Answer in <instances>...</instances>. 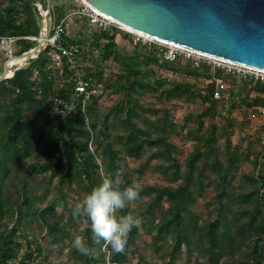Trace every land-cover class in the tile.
I'll list each match as a JSON object with an SVG mask.
<instances>
[{
	"label": "trees",
	"instance_id": "obj_1",
	"mask_svg": "<svg viewBox=\"0 0 264 264\" xmlns=\"http://www.w3.org/2000/svg\"><path fill=\"white\" fill-rule=\"evenodd\" d=\"M4 2L6 6L1 5ZM37 17L29 0H0V37H37ZM115 38L116 30H96L82 40L89 48L88 52L81 49L82 64L87 69L85 79L106 84L117 95L109 112L99 116L94 109L98 98L88 102L90 129L79 111L55 123L51 107L55 92L46 71L50 49L0 84V264H37L45 259L41 239L34 238L35 233L50 248H60L71 239V233L81 230L92 249L91 254L79 257L82 264H126L124 254L139 227L151 235L152 249L160 264H178L183 253L193 259L186 264H264V148L254 155L250 151L242 155L233 147L232 119L225 122L224 131L228 128L231 131L226 136L225 152L221 153L217 146L220 129L215 119L225 107L224 102L214 99V79L237 82L235 76L220 68L211 72L206 64L194 67L190 63L187 69L179 71L208 79L203 90L191 83L155 78L148 69L149 58L120 55ZM63 42L79 44L67 36ZM30 43L18 41L17 56L33 48ZM94 52L97 57L92 55ZM90 57L94 61L92 70L87 67ZM112 60L118 69L107 79L104 71ZM34 71L39 72L38 79H33ZM75 73L76 69L69 70L64 64L63 77ZM243 82L244 88L255 93L252 99L244 100L248 108H263L264 83L248 77ZM67 90L71 93V84ZM148 96L163 104H171L175 99L199 102L198 110L190 115L193 126L180 128L186 139L193 142L184 173L174 157L176 147L168 142V134L176 128L170 124V113L162 109L148 115L149 110L156 109L154 103L144 105ZM236 98L232 91L225 103L232 101L234 106ZM51 127L53 130L47 135ZM99 127L100 137L106 141L107 176L122 171L120 187L134 183L133 173L120 164V158L140 161L146 149H153L148 163L155 158L163 159V164L155 168L162 185H141L140 198L120 213H131L140 223L132 229L124 250L119 253L93 238L90 223L83 217L74 219L73 208L68 220L57 213L60 202H65L62 208H68L67 193L76 195L77 189H81L87 194L105 178L100 170L98 140L94 141ZM110 129L117 134L114 139L108 132ZM92 145L94 149L90 148ZM245 163H250L251 169L243 173L241 166ZM147 169L148 164L141 165L136 172L143 174ZM46 176L55 182L45 191L46 196L52 190L55 192L51 201H45L41 194ZM210 190L212 196L207 194ZM206 196L210 202L203 218L195 207ZM143 198L146 203L135 214L132 205Z\"/></svg>",
	"mask_w": 264,
	"mask_h": 264
},
{
	"label": "rangeland",
	"instance_id": "obj_2",
	"mask_svg": "<svg viewBox=\"0 0 264 264\" xmlns=\"http://www.w3.org/2000/svg\"><path fill=\"white\" fill-rule=\"evenodd\" d=\"M32 4H41L45 8V0H29ZM6 2L1 3L2 6H6ZM82 7L81 2L78 0H74L68 2V0H51V10L52 15L54 17V24L66 13L70 12L73 9ZM69 39L77 41L79 44L81 43V49L85 52L89 51L88 46L83 42L86 39L87 35L93 34L96 29L90 28L87 26V23L84 19L74 18L68 21L67 27ZM38 30L34 33L37 34ZM38 37V36H37ZM83 40V41H82ZM116 50L120 55L123 56H134L137 55L140 58H149L148 69L153 73L155 78L166 79L169 82H179V83H191L197 86L198 89L203 90L206 85L209 83V80L204 77H193L190 75H186L183 72H180L179 69H187L189 64L191 63L194 67H201L202 64H206L210 67V71L213 72L214 66L212 64H208L206 62H202L198 57H188L187 54H180L177 56H168L164 57L163 54L153 45H147L144 43L137 42L135 44V39L132 34L123 33L120 31H116ZM30 45L33 47L36 45L35 42H31ZM14 50L16 51L15 56H17V52L20 50V45L16 44L14 46ZM91 53V52H89ZM8 59V54L1 49L0 47V74L2 72L4 63ZM93 59L90 57L88 59V68L93 69ZM96 60V59H94ZM83 60L80 61V69L85 75L86 68L83 66ZM143 66L144 63L141 62ZM92 66V67H91ZM26 67L25 65L22 68ZM118 69L117 63L113 60L109 61L104 73L107 75V79L114 74V72ZM216 69V68H215ZM232 75V74H231ZM234 76V75H232ZM236 78V76H235ZM220 80V79H219ZM237 82H224L226 85L225 95L228 97L232 91L236 93V102L235 105L232 106L231 102L225 103L224 107L227 110V117L220 118V116L216 117L215 121L219 124V133H218V143L217 146L221 153L225 152V143L227 133H230V129L224 131L225 122L228 119L233 120V133L230 138L231 144L233 147H237L241 154L244 155L245 152L250 151L252 155L260 152L264 148V143H262V139L260 137V132L264 129V120L263 119H250V115L252 110L248 108L244 100L249 97L252 99L255 97L254 92L248 91L247 87L244 88V79L236 78ZM106 84H102L105 86ZM104 88V87H103ZM104 91V90H103ZM116 93L114 89H107L105 86V91L103 95L98 98V102L95 109V114H107L110 108L114 105L116 100ZM264 99V97H263ZM149 103H154L156 109L149 110L147 112L148 115H152L154 111L160 112L162 109H166L170 113V124L174 125L176 128L173 132L168 134V142L176 147V152L174 154L175 160L181 164L183 173L186 171L185 164L188 159L189 154L193 148V142L189 141L185 137V132H181V127H192V121L190 119L191 113H194L198 110L199 102L189 103L184 100L175 99L171 104H163L160 101L155 102L152 100L150 96L146 97L144 101V105L148 106ZM223 107V106H222ZM222 111V110H221ZM52 127L49 128L47 135H50L52 132ZM188 130V129H187ZM186 130V131H187ZM111 134V139H114L117 134L113 129L108 131ZM94 141L98 140L97 151L99 155V164L100 170L104 177L107 176V170L105 165H107V160L105 157V140H102L100 137V127L98 131L94 134ZM99 146V147H98ZM93 148V145H92ZM94 149V148H93ZM250 149V150H249ZM154 153L153 149H146L144 158L140 161H133L126 158H120V164L128 169L131 173H133L134 183H139L144 186H160L162 185L161 176L159 173L155 172V168L158 165L163 164L162 158H155L151 162L148 163V159ZM148 164V169L143 174H138L136 171L141 168V165ZM251 165L250 163H245L241 166V172L246 173L250 171ZM40 181V180H39ZM42 181V180H41ZM54 181H50L48 176L44 178L41 187V194L45 201L54 200L55 192H52L46 196L45 191L49 187L52 188ZM79 194H74L73 192H69L68 198L66 202L68 203V208H62V204L65 202H60L59 207L57 209V213L64 218V220H68L70 210L74 207V205L79 202L84 196L85 192L81 189H77ZM209 196L213 195V192L210 190L207 192ZM210 202V198L207 196L205 199H199L197 206L195 207V212L201 215V217L205 218L207 216L206 204ZM146 203V198H143L141 202L133 203L132 211L137 214L140 210H142L144 204ZM82 235L83 230L78 233H71V239L66 241L60 248H50L46 242L39 238V236L34 235V238L41 239L39 241L40 245L44 247L45 259L40 260L37 264H82L80 260V256L82 253L77 252L76 254L73 252L75 249L72 245V240L75 235ZM132 244L129 247V250L124 254L126 259V264H160V258L152 249L151 243V235L146 231L142 230L139 227L138 233L134 235L132 239ZM22 243L23 241L20 240ZM137 252L136 254L134 252ZM192 262V258H188V256L183 253L181 255L178 264H186L187 261Z\"/></svg>",
	"mask_w": 264,
	"mask_h": 264
},
{
	"label": "water",
	"instance_id": "obj_3",
	"mask_svg": "<svg viewBox=\"0 0 264 264\" xmlns=\"http://www.w3.org/2000/svg\"><path fill=\"white\" fill-rule=\"evenodd\" d=\"M74 0H68L71 2ZM94 10L147 37L198 54L264 71V0H85ZM48 13L51 0H45ZM29 51L9 58L0 84L10 79L7 62L38 56L51 32ZM39 32L38 37H41Z\"/></svg>",
	"mask_w": 264,
	"mask_h": 264
},
{
	"label": "built area",
	"instance_id": "obj_4",
	"mask_svg": "<svg viewBox=\"0 0 264 264\" xmlns=\"http://www.w3.org/2000/svg\"><path fill=\"white\" fill-rule=\"evenodd\" d=\"M81 2V1H80ZM82 7L71 10L62 16L56 24H54V17L52 15V10L50 13L41 5L33 4L35 7L38 17L37 22L39 26V32L46 29L47 26V16L51 21V32L48 40L45 41L43 51L50 49L49 58L50 64L46 71L49 72L48 80L52 83L53 91L55 92L51 107L53 115L56 118L55 123H60L64 121L68 116L80 112L81 119H83L86 127L90 129V121L87 114V104L94 98H100L103 95V86L100 83L85 79V76L79 67L81 66L80 61L82 60L81 47L79 44L63 42V39L68 36V31L66 29L68 21L74 18L84 19L88 27L95 28L98 31H120L127 34H132L135 39V44L137 42L144 43L147 45L155 46L164 57L177 56L180 54H187L190 57H198L202 62L210 63L214 68H220L224 70L227 74H232L236 78H254L255 81L259 80L264 83V71L249 68L223 60L208 58L205 55L193 54L192 51L185 50L181 47L163 43L156 39H149L141 35L130 33L124 29V26L110 17L94 10L88 4L81 2ZM20 40H26L30 42H37V37L27 36V37H14V36H1L0 37V47L8 54V59L15 56L16 51L14 46ZM41 52V53H42ZM40 53V54H41ZM39 54V55H40ZM38 55V56H39ZM92 55L97 57V53L94 52ZM36 56L32 60L38 58ZM30 61V60H29ZM29 61L25 62L24 65L27 67ZM64 64H66L69 70L76 69V73L72 77H63ZM24 67V68H26ZM16 68V67H15ZM18 70L22 67H17ZM78 68V69H77ZM14 71V68H12ZM15 73V72H14ZM39 72H33V79L39 78ZM12 78V77H11ZM216 86V91L214 94V99L221 102H226L227 97L225 95L226 85L224 81L219 79H214ZM71 84L72 91L68 92V85ZM78 103H80V110H78ZM220 118H225L227 112L225 110L221 111ZM250 119H263L264 120V107L254 108L251 112ZM262 138L264 140V129L261 131ZM91 139L93 140V133L90 131ZM92 149V146L90 147Z\"/></svg>",
	"mask_w": 264,
	"mask_h": 264
},
{
	"label": "clouds",
	"instance_id": "obj_5",
	"mask_svg": "<svg viewBox=\"0 0 264 264\" xmlns=\"http://www.w3.org/2000/svg\"><path fill=\"white\" fill-rule=\"evenodd\" d=\"M122 175V171H117L103 178L74 205L71 213L74 219L85 218L91 225L93 238L104 241L117 253L124 250L130 232L140 223V219L131 213L120 214L140 198L142 191L139 183L120 187ZM72 245L82 254L92 252L82 235H75Z\"/></svg>",
	"mask_w": 264,
	"mask_h": 264
},
{
	"label": "bare ground",
	"instance_id": "obj_6",
	"mask_svg": "<svg viewBox=\"0 0 264 264\" xmlns=\"http://www.w3.org/2000/svg\"><path fill=\"white\" fill-rule=\"evenodd\" d=\"M78 1H81L83 2L84 4H87L85 0H78ZM124 29L130 33H135V34H138V35H141L143 37H146V38H149V39H153V38H150V37H147L146 35L142 34V33H139V32H136V31H133L127 27L124 26ZM43 35H44V30H42V34H41V37H37V41L40 39V40H43ZM160 42H163V43H166L164 41H161V40H158ZM167 44V43H166ZM193 53V52H192ZM193 54H197V55H200L198 53H193ZM208 57V56H207ZM208 58H212V57H208ZM25 63V59L24 58H17V59H10L8 62H7V67L9 68V74L12 73V68H15V67H22Z\"/></svg>",
	"mask_w": 264,
	"mask_h": 264
},
{
	"label": "crops",
	"instance_id": "obj_7",
	"mask_svg": "<svg viewBox=\"0 0 264 264\" xmlns=\"http://www.w3.org/2000/svg\"><path fill=\"white\" fill-rule=\"evenodd\" d=\"M45 9H46V7H45ZM38 15V14H37ZM37 19V18H36ZM39 34V33H38Z\"/></svg>",
	"mask_w": 264,
	"mask_h": 264
}]
</instances>
